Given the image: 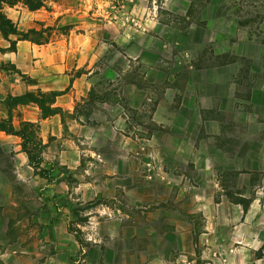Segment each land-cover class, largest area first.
Returning <instances> with one entry per match:
<instances>
[{"label": "crops", "instance_id": "1", "mask_svg": "<svg viewBox=\"0 0 264 264\" xmlns=\"http://www.w3.org/2000/svg\"><path fill=\"white\" fill-rule=\"evenodd\" d=\"M53 6L31 10L22 3L6 5L0 14L28 31L54 25L49 22L52 13L58 18L74 11L60 2ZM206 19L205 30L212 29L211 54L229 61L205 64L206 42L189 41L190 47H197L196 54H190L194 48L186 49L189 61L165 67L161 55L179 57L165 29L159 35L120 33L116 42L130 45L136 54L117 49L118 62L111 61V45L100 33L90 27L79 31L83 25L78 18L64 23L68 31L47 43L17 34L5 37L0 30V121L11 111L16 129L25 122L39 124L45 144L43 166L53 171L51 178L33 167L22 136L0 130V147L12 155L13 168L43 187L35 216L50 221L37 236L54 246L48 256L51 262L73 264L82 254L85 264L172 263L177 251L195 250V223L188 213L198 211L205 218L198 245L214 252L213 264H238V251L264 248V231L257 223L264 195L256 191L246 211L234 198L235 194L248 198L251 187L264 185V42L255 43L257 53L249 55L252 60L243 69V23L235 20V28L223 32L216 29L222 19ZM162 25L170 27L158 20L156 27ZM192 25L185 34H193ZM101 60L104 66L97 69ZM103 82L108 87L100 89ZM39 92L56 93L50 102L54 113L45 116L36 102L7 105L9 95ZM234 122L244 123L246 129L229 130ZM254 143L261 144L260 152L249 148ZM215 154L222 156L224 166L213 160ZM151 157L163 166L166 178L144 180L141 171ZM66 171L78 176L75 184L70 185ZM102 175L103 183L97 182ZM227 186L247 188L231 193ZM119 190L127 197L128 210L114 201L100 204L82 227L90 245L99 249L94 261L69 230L70 208L76 200L116 199ZM230 253L233 258L228 261L225 255ZM108 254L114 262H108Z\"/></svg>", "mask_w": 264, "mask_h": 264}, {"label": "rangeland", "instance_id": "2", "mask_svg": "<svg viewBox=\"0 0 264 264\" xmlns=\"http://www.w3.org/2000/svg\"><path fill=\"white\" fill-rule=\"evenodd\" d=\"M55 2H60L67 7L73 6L74 11L65 12L63 16L58 18H56V13L50 14L49 22L54 23V25L48 26L53 28L51 39L59 32L68 31L69 26L64 23L72 18H78L81 20V25H83L79 31H84L90 27L97 34L100 33L101 38L111 45L113 52L110 59L113 62H118L121 59V54L116 51L117 49L125 54L128 52L133 55L136 54L135 48L116 42V36L120 33H126L134 37L143 33L159 35V32H163L162 29L170 33L173 38L174 52L179 55L178 58L173 57L172 59L161 55L162 58L158 60L165 67L170 68L174 63L178 62L183 65L185 61H189V56L184 52L186 49L194 48L190 54H196L195 50L197 47L195 45L190 47L189 41H195L198 44L201 41L206 42L208 52L202 58L205 64L229 61L230 58L227 56L218 59L213 53L211 54V50L214 49L210 32L212 29L207 30L206 28L205 30V27H207L205 24L207 19L204 20L205 17L222 19V22L217 24L216 29H221L223 32L233 30L235 28V20L243 23L240 25L244 36L243 40L240 41V50L246 54L241 59L243 69H248L249 67V61L252 60L249 55L257 53L258 47L255 43L264 42V29L261 28V22H264V0H48L47 8L52 10ZM190 3H192V6L190 10H187ZM187 16L191 19L189 20ZM61 18H63V25L60 24L57 27L56 24ZM158 20L168 23L170 27H164L163 25L156 27ZM192 22H194L191 27L193 34L189 36L185 34V31L189 29ZM234 39L236 37L233 35ZM149 40H147V43H151L150 38ZM181 53L186 55L184 56ZM146 55L153 57L149 53ZM129 58L134 61L133 58ZM98 66L100 68L104 66L103 60L97 64V69H100ZM133 66V69H135L134 64ZM104 87H108L107 82H103L100 89ZM227 128L232 131L245 130L246 125L234 122L232 124L229 123ZM261 142H264V139ZM249 148L258 153L261 151L262 146L259 143H254ZM213 160L219 166L225 165V160L219 154H215ZM257 160L261 161V157L258 156ZM16 170L13 168L12 155L4 153L0 147V264H56L51 262L48 257L55 252L54 246L51 243L40 241L37 236L39 228L50 221H39L35 216L40 210L39 192L43 191V187L35 179H32L35 176H32V180L29 181L25 175L27 174L26 172ZM75 173L78 174V171ZM141 173L144 175V170ZM59 174L64 177L63 173L59 172ZM231 175V178L236 176L234 173ZM65 177L70 185L75 184L77 179H79L78 176H75L74 171H66ZM81 178L86 179V176H81ZM103 181L104 177L102 175L97 182L103 183ZM245 188L247 187L237 189L236 187L227 186L231 193L237 190H244ZM256 191L264 195V185L251 187L250 191L247 192L248 198L247 196L240 197L236 194L234 198L250 201L256 196ZM116 197V199L101 198L98 202L93 203L76 200L73 201L74 206L70 208L73 217L70 226L81 231L82 242L86 246L87 251H90L94 261L98 260L99 249L90 245L91 242L89 243L86 239L87 234L82 227L89 224L90 215L96 213V208L100 204H111L114 201L119 203L123 209L128 210L126 206L127 197L124 192L117 191ZM188 216L195 223L194 238L197 243L195 250L190 252L177 251L173 256L172 263L164 262L163 264H213V259L216 256L214 252L205 251L198 245L200 230L205 223L204 216L199 211L189 212ZM257 223L258 227L264 231V211L258 216ZM164 246L167 247V245ZM83 256L82 254L77 255L73 264H85L81 258ZM225 256L228 261L233 258L231 253ZM108 258V262L115 261L111 254H108ZM237 260L239 261L238 264H264V248L261 247L255 251H238ZM222 263L227 264V261Z\"/></svg>", "mask_w": 264, "mask_h": 264}, {"label": "trees", "instance_id": "3", "mask_svg": "<svg viewBox=\"0 0 264 264\" xmlns=\"http://www.w3.org/2000/svg\"><path fill=\"white\" fill-rule=\"evenodd\" d=\"M47 1L48 0H0V8L2 9L6 5L15 6L22 3L28 6L31 10H37L47 7ZM52 29V27L42 29L31 28L28 31H21L11 18L7 17L4 13L0 14V30L5 37H9L10 34H17L20 39H28L36 43H47L51 41ZM13 47H15V41H13ZM55 96L56 93L43 92H39V94L27 93L22 96L9 95L7 97V105L10 108L13 103L36 102L43 110V114L48 116L56 111V108H51L50 106V102L54 101ZM0 130H5L6 132L22 136L23 149L28 153L33 167L42 177L51 178L53 171L43 166L45 162V144L39 134V124L25 122L20 129H16L12 123V112L10 111L9 117L0 121ZM235 202L241 203L245 211L248 209L250 204V201H246L244 199H239ZM69 230L75 233L81 244L84 245L81 239V231L77 228H73L72 226L69 227Z\"/></svg>", "mask_w": 264, "mask_h": 264}, {"label": "built area", "instance_id": "4", "mask_svg": "<svg viewBox=\"0 0 264 264\" xmlns=\"http://www.w3.org/2000/svg\"><path fill=\"white\" fill-rule=\"evenodd\" d=\"M144 178L148 182L156 181L167 177L166 171L163 166L158 163L155 157H151V160L145 163L144 167ZM184 256V255H182Z\"/></svg>", "mask_w": 264, "mask_h": 264}]
</instances>
